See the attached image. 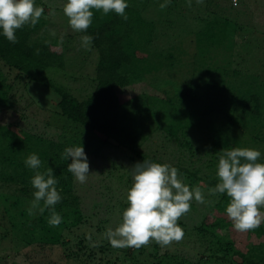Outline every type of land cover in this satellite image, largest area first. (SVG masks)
I'll return each instance as SVG.
<instances>
[{
	"label": "rangeland",
	"instance_id": "obj_1",
	"mask_svg": "<svg viewBox=\"0 0 264 264\" xmlns=\"http://www.w3.org/2000/svg\"><path fill=\"white\" fill-rule=\"evenodd\" d=\"M44 1L47 3L46 9L49 12L54 10L55 15L44 12L47 22L39 30L51 39L62 37L69 40L66 46V65L57 72L52 71V78L79 97L86 96L95 86L92 77L95 74L97 50L91 47L92 50L87 51L81 46L80 37L83 34L71 29L63 12L67 0ZM127 1L132 5L135 3L134 6L149 17L157 18L155 31L159 36L155 39L154 46L161 44L164 52L179 55L178 59L182 60L171 66L165 63L163 69L170 80L160 87L168 88L169 93L174 95L176 85L191 80L200 85L201 92L198 103L193 106L195 114L190 117L183 113L176 118L172 104L164 99L161 102L156 100L155 96L162 94L160 88L157 90L150 86L138 71L128 72L130 83L119 89L120 108L122 122L129 124L131 130L139 136V149L170 165L186 166L199 175L212 177L217 172L218 158L214 159L217 152L211 145L209 133L212 131L208 132L199 121L212 125L213 131L214 127L223 123L219 132L232 147L259 150L261 157L258 162L264 163V86L261 88L264 85V0H203L199 4L197 0H191V7L188 6V0H175L173 4L167 0L168 6L164 8V14L159 12H162L160 5L166 0ZM199 13L203 14L202 18L196 19ZM163 30H166V34ZM197 30L202 32L199 34ZM69 34L70 38H67ZM197 36L200 37V46L196 42ZM203 52H207L203 56L207 62L199 64L197 60L202 58ZM191 53H196L194 58L185 61V55ZM206 66L214 71L212 74L217 80L216 89L208 86L202 79L208 77ZM0 69L7 75V81L13 82L8 103L0 105V125H5L0 126L3 143L9 137L7 129L11 126L52 139H63L66 135H71L56 123L54 111L59 109L57 91L37 80L15 79V70L2 59ZM259 89L263 102L260 117L251 111L254 103L249 98L250 94L260 92ZM246 102L250 104V108L244 110ZM185 106L187 109L190 107ZM152 111L154 113L149 114ZM190 121L196 127L188 128L185 133L187 127L183 123ZM169 128L176 134L170 133ZM187 137L192 138L193 148L188 145ZM85 152L91 174L83 184L74 178V188L79 195V208L83 218L78 224L62 229V236L68 241L66 244H51L47 240L44 242L40 238L38 227L34 230L29 225L19 223V219L27 223L28 218L39 215L38 209L30 217L24 215L23 219L18 218L12 226L11 215L21 213L17 212V207L15 210L10 208L9 212L5 210L10 202L4 198L2 191L8 192L11 189L8 186L2 187L0 264H53L55 261L59 264H125L130 262L132 252L146 264H151L155 259L152 254L156 251L169 255L166 258L171 260L170 264H176L178 259L197 263L202 255L212 252L207 245L211 241L204 236L200 237L196 228L206 214H210V220L220 219L223 226H215L214 229L223 239H234L244 251L264 239V228L257 234L254 229L247 232L235 230L226 215V206L223 208L217 205L220 195L209 194L210 188L206 187L201 178L194 179L178 170L179 178L190 189L199 186L207 201L204 204L197 203L195 199L190 202V211L178 221L184 232L183 238L164 247L152 240L139 249L113 248L104 238V233L108 227L115 229L122 222V213L128 207L126 194L132 186L131 168L144 159L123 146L112 144L101 146L97 153L86 149ZM4 168L8 171L11 165L0 163V170ZM88 234H91V241L87 239ZM256 250L260 251L261 248L257 247ZM208 264L222 263L212 258Z\"/></svg>",
	"mask_w": 264,
	"mask_h": 264
},
{
	"label": "trees",
	"instance_id": "obj_2",
	"mask_svg": "<svg viewBox=\"0 0 264 264\" xmlns=\"http://www.w3.org/2000/svg\"><path fill=\"white\" fill-rule=\"evenodd\" d=\"M34 2L35 6L43 7L44 12L49 14V10L46 9L47 3L44 0H34ZM127 3L129 4V7L125 10L128 16L127 21L114 12L103 15L102 10H92L94 13L92 24L82 34L90 35L94 38L91 47L97 50V59L94 63L95 74L92 77L95 86L90 93L83 97H79L65 85L57 84L52 78V71L57 72V70L63 69L66 65V46L69 40L63 39L61 43V39H51L49 35L39 30L47 22L45 15H42L35 27L26 25L22 29L17 30L16 36L19 42L16 44L10 43L3 36L2 29H0V59L15 70V79L37 80L58 92L57 105L59 109L54 111L57 116L56 123L71 134L66 135L63 139H52L26 130L14 129L11 126V128L7 129L9 137L5 136L6 141L3 143L0 138V163L2 165H11L8 171L6 168L0 170V179L2 180L0 181V190L2 187L7 186L11 189L8 192L1 190L4 198L10 202V205L7 204L5 210L9 212L10 208L15 210V207H17V212L21 213L20 215L18 213L11 215L12 226L16 224L15 222L18 218L22 217L23 219L24 215L30 217L27 209L31 206L33 192L35 191L30 181L35 173L24 163L27 156L36 153L42 161L39 171L44 172L48 168H52L58 180L56 187L62 196V200L55 205V210L61 215L62 223L56 227L50 226L48 223L50 210L48 209H45L42 214L40 213L34 218H28L27 223L21 219L18 220L23 225H29L30 229L36 230L38 227L40 238L44 242L47 240L51 244H66L68 241L63 238L62 229L78 224L83 218L79 208V195L74 188V176L67 171V165L72 162L71 158L69 160L61 158V154L66 147L80 145L86 150H93L97 153L101 146L112 144L123 146L142 159L161 164L166 163L154 155L140 150L139 136L131 130L129 124L122 122L123 115L120 108L119 89L130 83L128 72L138 71L150 86L155 87L157 90L160 88L159 90L162 94L156 95V100L161 102L164 99L169 104H172L176 118L183 113H187L191 117L196 112L193 106L198 103V97H201V92H199L200 85L192 83L191 80L182 81L175 86L174 95L169 93L168 88L160 87L161 84H165L170 80L167 72L163 69L165 63L167 62V66H171L178 62L181 63L182 60L178 59L179 55L176 56L174 53L168 54L169 52H164V47L161 44L157 43V46H154L155 39L159 36L157 31H155L158 23L157 18L149 17L147 13L145 14L144 11L135 7V3L133 5L128 1ZM173 3H175V0H170V4ZM159 13L164 14L165 10L162 9V12ZM202 15L200 13L197 14L196 19H201ZM163 32L166 34V30H163ZM197 32L200 34L202 31L197 30ZM70 35L67 38H70ZM199 38L198 36L196 38L198 46L201 45ZM206 48L208 47L206 46ZM37 49L40 50L38 55L36 54ZM203 53L201 54V59H196L199 64L205 61L203 56L207 52ZM195 55L196 53L186 54L184 59L185 61L191 60ZM208 57L210 58V56ZM199 67L202 68V65H199ZM205 71L208 72V77L201 76L202 79L208 86L216 89L217 80L215 81L212 74L214 71L209 66H206ZM12 86L13 82H8L7 75L0 69V105L8 103L9 90ZM263 86L261 85V88ZM249 98L252 99L254 107L250 108V104L246 102L244 110L250 108L252 112H256L258 117H260L263 107L261 90L250 94ZM181 103L190 107L187 109L185 105L180 106ZM151 113H154V111L149 114ZM59 119L62 121L60 122ZM176 120L173 122H176ZM199 123L208 132L212 131V133H209L212 138L211 145L217 153L224 148L232 147L228 140L219 132L223 128V123L214 127V131L212 130V125L209 126V123L206 124L202 121H199ZM183 124L187 127L185 133L188 128L196 127L192 121L189 123L184 122ZM169 130L170 133L176 134L172 129L169 128ZM216 134L218 137H216ZM187 143L190 148L194 147L192 138L187 137ZM217 158L216 154L214 159ZM172 166L194 177V179L201 178L208 188L215 187L219 182L217 175L212 177L203 176L186 166ZM219 195L220 198L217 205L223 208L227 207L229 203L227 194ZM41 206H43V202H41ZM260 211L262 216H264V206L260 207ZM209 215L206 214L196 228L200 237L204 236L211 241L207 245L212 252L202 255L197 263L186 259H178L176 264H208L212 258L219 260L222 264H264V239L257 242V244H252L249 250L244 251L242 247H238L234 239L222 238L221 234L214 229L215 226H223L222 221L220 219L210 220ZM68 218H70L69 222L67 221ZM263 222L264 219H262L261 225L254 229L256 234L261 228H264ZM223 223L225 224V221ZM257 247H260L261 250L255 251ZM165 254L154 252L152 256L158 260L154 259L151 262L153 264L164 262L170 264L171 260L166 258L169 255ZM53 264L59 263L55 261ZM125 264L146 263L142 261L141 257L139 258L132 252L130 253V262Z\"/></svg>",
	"mask_w": 264,
	"mask_h": 264
},
{
	"label": "clouds",
	"instance_id": "obj_3",
	"mask_svg": "<svg viewBox=\"0 0 264 264\" xmlns=\"http://www.w3.org/2000/svg\"><path fill=\"white\" fill-rule=\"evenodd\" d=\"M203 0H197L202 3ZM167 0L160 5L166 8ZM191 7V0H188ZM127 0H67L63 12L68 18L73 31L86 32L92 24L93 11H101L103 15L111 12L128 20ZM44 13L43 7L35 6L34 0H0V29L3 36L12 44L18 43L16 31L26 25L35 27ZM54 16L55 11L49 12ZM93 37H80L81 46L91 51ZM63 38L61 37V43ZM39 49L36 54H39ZM218 183L210 188L209 194H227L229 203L226 215L232 221L233 228L247 232L261 225L260 207L264 206V163L258 162L261 152L252 148L230 147L218 153ZM61 158L69 160L67 171L75 180L83 184L90 173L88 157L82 146L66 147ZM34 171L31 178L33 200L27 209L29 215L34 210L42 214L50 210L48 223L59 226L62 217L55 210L62 200L56 185L58 180L52 168L41 172L42 161L36 153H32L24 161ZM132 186L128 189L126 200L128 207L122 213V222L115 228L108 227L104 238L113 248L139 249L154 240L160 246H168L173 241H180L184 232L178 225L179 219L190 211L191 201L204 204L207 201L199 186L191 188L178 176V169L170 164L156 163L149 160L137 162L132 168ZM43 202V206H41ZM91 241V234L87 235Z\"/></svg>",
	"mask_w": 264,
	"mask_h": 264
}]
</instances>
